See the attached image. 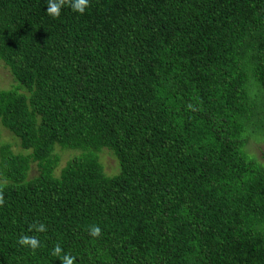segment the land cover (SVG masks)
I'll return each mask as SVG.
<instances>
[{"label":"trees","instance_id":"1","mask_svg":"<svg viewBox=\"0 0 264 264\" xmlns=\"http://www.w3.org/2000/svg\"><path fill=\"white\" fill-rule=\"evenodd\" d=\"M47 4L0 0V264H264V0Z\"/></svg>","mask_w":264,"mask_h":264},{"label":"clouds","instance_id":"2","mask_svg":"<svg viewBox=\"0 0 264 264\" xmlns=\"http://www.w3.org/2000/svg\"><path fill=\"white\" fill-rule=\"evenodd\" d=\"M65 6L83 15L85 10L90 7V0H48L46 13L53 18H59L61 10ZM4 204V193L3 189L0 188V207L4 206ZM29 231L46 232L47 226L42 222L36 221L29 226ZM87 231L89 236L93 238H99L102 235V229L95 224L91 225ZM17 243L23 247L30 248L33 252L41 247V241L36 235H22L19 237ZM52 254L59 258L62 264H76V257L70 253L64 252V249L59 243L54 246Z\"/></svg>","mask_w":264,"mask_h":264},{"label":"rangeland","instance_id":"3","mask_svg":"<svg viewBox=\"0 0 264 264\" xmlns=\"http://www.w3.org/2000/svg\"><path fill=\"white\" fill-rule=\"evenodd\" d=\"M11 85H13L11 76L8 70L2 66V62L0 61V90L9 89ZM0 143L10 144L11 149L14 152L19 150L17 141L14 140L11 134L6 129H4L1 125H0ZM247 152L252 158L256 157V160L260 162L262 165H264V144H260L258 145V147H254L250 145L248 146ZM59 155H60L59 168H61L62 166L65 165L67 160H69L74 155V153L73 152H59ZM100 160L103 164V168L106 173L113 174L117 171L116 161L108 153H102Z\"/></svg>","mask_w":264,"mask_h":264}]
</instances>
